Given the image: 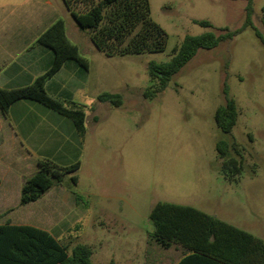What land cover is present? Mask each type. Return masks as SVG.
<instances>
[{"label":"rangeland","instance_id":"374dc122","mask_svg":"<svg viewBox=\"0 0 264 264\" xmlns=\"http://www.w3.org/2000/svg\"><path fill=\"white\" fill-rule=\"evenodd\" d=\"M47 1L88 64L87 69L79 66L88 76L72 101L87 116L94 110L96 119H87L84 134L77 138L41 117L40 151L26 153L30 142L25 135L16 140L15 155L0 150V223L9 219L54 225L68 254L74 245H86L91 264L174 263L180 250L163 249L150 240L149 213L157 202L187 205L264 237V47L254 30L248 27L229 41L199 49L161 91L148 75V63L168 61L185 35L239 28L245 2L148 0L152 20L166 33L164 49L105 56L91 43L89 31L76 26L61 0ZM252 8L253 26L264 35V0H253ZM200 20L212 28L194 23ZM224 81L238 112L228 134L213 119L215 109L224 104ZM103 92L118 94L120 104L97 105L96 97ZM217 140L230 144V156L237 152L243 158L246 168L237 181H228L219 170ZM46 158L61 167L79 162L73 173L76 184L72 174H64L60 185L20 205L23 179ZM59 192L71 199L56 220V214L47 215L46 202Z\"/></svg>","mask_w":264,"mask_h":264},{"label":"trees","instance_id":"16d2710c","mask_svg":"<svg viewBox=\"0 0 264 264\" xmlns=\"http://www.w3.org/2000/svg\"><path fill=\"white\" fill-rule=\"evenodd\" d=\"M76 26L89 31V39L95 49L105 56H120L144 52L162 51L166 33L150 16L148 0H61ZM245 2L244 20L239 28H219V33L207 31L198 35H185L173 48L171 57L162 63L149 62L148 75L155 80L158 90H163L171 77L187 63L199 49H211L226 42L250 27L264 47L262 35L252 23V1ZM203 28H212L208 21H194ZM264 29V21H262ZM36 44L52 51L48 69L26 86L0 88V110L19 100L36 102L48 110L68 118L80 138L85 131L84 113L81 109L65 108L50 97L44 89L45 82L67 60L74 61L83 69L87 61L79 54L76 45L65 33L62 19H56L36 38ZM224 104L213 115L216 128L223 134L232 130L238 117L236 105L228 95L223 82ZM147 92L145 96L152 95ZM96 100L100 103L119 105L121 97L116 93L103 92ZM79 144V140L77 141ZM230 144L225 140L215 142L220 159L219 170L228 181H237L245 167L243 158L236 152L230 156ZM79 162L61 167L48 159L37 162V170L23 179L19 204L36 201L51 187L60 185L64 174H73ZM253 173V171H251ZM76 201L78 197L75 196ZM153 225L150 240L163 249L176 245L182 256L176 264H264V241L212 215L193 207L168 202H157L149 213ZM90 249L83 244L74 245L70 253L67 246L45 230L29 225L0 224V264H91ZM113 264V263H110Z\"/></svg>","mask_w":264,"mask_h":264},{"label":"crops","instance_id":"0c3cea01","mask_svg":"<svg viewBox=\"0 0 264 264\" xmlns=\"http://www.w3.org/2000/svg\"><path fill=\"white\" fill-rule=\"evenodd\" d=\"M3 3L0 6V88L12 89L29 85L34 78L48 69L52 61V51L45 46L36 44L35 40L48 25L60 17L55 14L47 0H7ZM87 76L88 72H79V66L75 62L67 60L45 82V92L61 104L62 101L65 102V105L62 104L65 108H78L83 111L78 104L72 101V98L75 93L84 88ZM102 104L104 103L98 102L97 105ZM83 113L85 128V121L89 119L95 122L96 115L94 110H91L88 116L85 111ZM41 117L54 122L57 129L66 131L69 136L75 135L77 137L76 131L68 118L48 110L36 102L19 100L11 104L5 113L0 110V150L5 148L6 154L15 155L16 140L22 138L21 135H25L28 142H30L29 149L28 146L27 148L24 147L26 153L32 155V150H41V142L44 140L42 138L43 128L39 126ZM57 138L51 140L55 142ZM70 199L67 193L60 192L49 197L46 202L47 215L51 212L56 214L54 215L56 220H61L62 217L58 215L62 212L64 206H69ZM73 205L74 209L76 203L74 202ZM214 217L264 241V237L242 229L233 223L226 222L224 219ZM6 223L24 225L12 223L9 219H5L0 224ZM29 226L47 231L62 243L59 239L62 234L55 231L54 225L49 228L36 225ZM171 247L181 251L176 245H172L167 249ZM181 256L182 252L172 264H176Z\"/></svg>","mask_w":264,"mask_h":264}]
</instances>
